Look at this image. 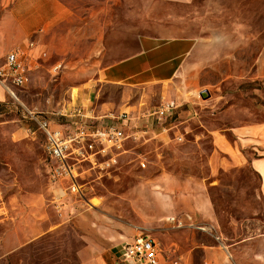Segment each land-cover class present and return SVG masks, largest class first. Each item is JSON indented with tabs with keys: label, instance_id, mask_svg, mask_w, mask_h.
<instances>
[{
	"label": "rangeland",
	"instance_id": "374dc122",
	"mask_svg": "<svg viewBox=\"0 0 264 264\" xmlns=\"http://www.w3.org/2000/svg\"><path fill=\"white\" fill-rule=\"evenodd\" d=\"M71 5L81 16L92 6L95 30L109 24L111 39L119 30L133 31L149 6L142 0ZM24 12L23 0H0V25L17 38L0 64L26 41L39 43L41 27L24 31L18 23ZM190 14L188 29L196 48L165 85L97 83L105 66L129 52H104L86 34L76 35L67 50L43 40L47 57L25 88L13 89L27 109L71 110L81 106L82 89L93 88L90 107L97 115H143L164 101L174 102L178 109L171 121L183 135L181 142L145 135L128 143L119 165L109 172L86 166L81 182L86 202L69 196L61 212L47 177L43 137L26 134L19 103L6 93L4 99L0 88V264H83L86 251L114 264L117 242L124 245L141 234L160 244L166 264H233V258L238 264H264L261 179L247 163L230 165L229 155L217 156L214 143L216 134H224L238 157L246 155L230 129L264 123V0H196ZM202 91L210 98L202 100ZM171 215L212 227L213 236L170 229L165 218Z\"/></svg>",
	"mask_w": 264,
	"mask_h": 264
},
{
	"label": "crops",
	"instance_id": "0c3cea01",
	"mask_svg": "<svg viewBox=\"0 0 264 264\" xmlns=\"http://www.w3.org/2000/svg\"><path fill=\"white\" fill-rule=\"evenodd\" d=\"M37 1V6H33L35 0H23L25 12L22 16L17 17L18 23L22 22L24 31L41 27L39 29L42 30V33H39L41 45L35 52L36 56L41 51L47 52L43 40L57 41L61 50H67L73 48V43L69 42L79 34L92 37L96 40V44H99V49L104 52L117 51L118 54L129 52L127 55H120L116 61L108 64L99 72L97 83L104 85L139 88L168 84L176 78L185 63L191 58L197 45L196 38L188 29L191 22L190 12L196 0H142L149 6L140 20H135V29L129 34L124 29L119 30L114 39L110 38L109 24H98V28L95 30L96 16L92 6L85 9L84 16L74 10L71 4L84 0ZM179 9L186 13H176V10ZM2 27L0 25V58L5 55L11 40L17 39L15 34ZM31 40L17 47L25 46ZM2 92L5 99V92L3 90ZM93 93V88L86 91L82 89L79 96L80 107L90 111L92 115L104 116L95 114L90 107ZM109 113L111 112L107 114ZM176 113L177 110L174 115ZM173 117L167 123L166 132L157 131L154 135L148 134L147 136H150L148 140H157L163 143L183 141V135L180 134L177 124L171 121ZM230 130L237 139L234 143L238 144V141L242 147H246V155L238 157L234 146L228 143L224 134L221 133L214 136L216 154L219 157L229 155L230 165L247 163L261 179V195L264 199V123ZM83 171L85 173V170ZM173 216L176 215L166 217L165 223L168 218ZM128 240L126 239V241ZM124 245L123 242H117L114 264H121L119 253ZM207 254L209 256V253ZM82 257L87 260L83 264H106L98 261V256L93 251L84 252ZM232 260L233 264H238L234 258Z\"/></svg>",
	"mask_w": 264,
	"mask_h": 264
},
{
	"label": "built area",
	"instance_id": "2783aa9c",
	"mask_svg": "<svg viewBox=\"0 0 264 264\" xmlns=\"http://www.w3.org/2000/svg\"><path fill=\"white\" fill-rule=\"evenodd\" d=\"M39 48L40 44L31 40L6 55L0 64V88L14 102L19 103L26 124V134L32 138L38 135L43 137L47 177L49 183L55 186L54 205L61 212L64 201L69 196L86 202L81 183L86 166L97 168L101 173L116 168L125 145L136 143L145 135H154L157 131L166 132L167 123L178 106L174 102L164 101L143 115L123 111L96 116L81 107L51 113L29 110L20 103L13 89L25 88L30 74L38 67V62L47 57L45 51L35 55ZM58 69L59 66L54 67L53 72ZM87 206L90 207L89 204ZM167 224L174 230L196 229L213 234L212 227L196 226L189 222V218L173 216L167 219ZM119 258L121 264H165L160 244L144 234L124 245Z\"/></svg>",
	"mask_w": 264,
	"mask_h": 264
},
{
	"label": "water",
	"instance_id": "95a60500",
	"mask_svg": "<svg viewBox=\"0 0 264 264\" xmlns=\"http://www.w3.org/2000/svg\"><path fill=\"white\" fill-rule=\"evenodd\" d=\"M199 95H200V97H201L202 100H207V99L210 98V94H209L208 91H202V92H200Z\"/></svg>",
	"mask_w": 264,
	"mask_h": 264
}]
</instances>
